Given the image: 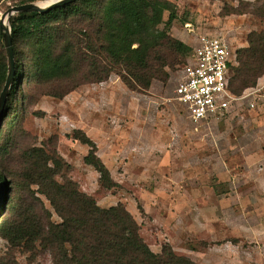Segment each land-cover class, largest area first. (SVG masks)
I'll return each mask as SVG.
<instances>
[{
  "label": "rangeland",
  "instance_id": "obj_1",
  "mask_svg": "<svg viewBox=\"0 0 264 264\" xmlns=\"http://www.w3.org/2000/svg\"><path fill=\"white\" fill-rule=\"evenodd\" d=\"M39 1L44 0H2L0 16L12 5ZM168 1L174 9L168 34L187 49L177 54L174 69L166 68L167 80L153 81L146 90H132L112 74L106 81L53 96L55 85H37L24 58L10 104L0 110V174L13 171L18 165L12 159L25 149H53L68 166L61 176L99 206L123 205L153 252L167 244L192 264H264V74L253 87L234 93L236 100L226 113L206 121H192L174 94L188 50L201 35L229 41L234 76L237 50L248 47L250 33L264 31V0ZM17 16L7 23L10 28ZM168 16L165 11L164 22ZM0 53L6 76L1 32ZM14 115L18 124L9 130ZM80 134L95 144L113 186L105 187L99 172L84 163L89 146L75 138ZM9 135H16L18 144L10 158L4 150ZM8 146H14L13 140ZM5 181L9 187L11 180ZM6 189L2 187L0 204ZM41 199L51 219L59 222ZM0 264L53 263L37 243L29 251L0 235Z\"/></svg>",
  "mask_w": 264,
  "mask_h": 264
},
{
  "label": "trees",
  "instance_id": "obj_2",
  "mask_svg": "<svg viewBox=\"0 0 264 264\" xmlns=\"http://www.w3.org/2000/svg\"><path fill=\"white\" fill-rule=\"evenodd\" d=\"M165 11L169 12L166 22ZM173 11L168 0H76L45 13H19L11 22L15 75L4 108L15 93L24 58L28 61L26 72L37 85H55L50 92L53 96L83 83L106 81L112 74L132 90H146L153 81H166V68L174 69L177 54L187 49L168 34ZM236 58L238 67L229 81L235 94L253 87L264 74V31L250 33L248 47L237 50ZM5 71V57L0 53V89ZM17 124L14 115L9 130ZM2 130L0 126V140ZM75 138L89 146L84 163L99 172L105 187L113 186L95 144L85 135ZM11 140L12 147L8 146ZM6 141L4 150L10 158L18 150L17 137L9 135ZM12 160L18 166L5 177L0 174V183L9 191L0 204V219H4L0 235L11 246L23 245L32 251L37 243L50 254L53 264L193 263L167 244L153 252L123 205L99 206L74 181L61 176L68 166L55 150L30 147ZM6 178L11 180L9 187ZM41 196L59 222L51 219Z\"/></svg>",
  "mask_w": 264,
  "mask_h": 264
},
{
  "label": "built area",
  "instance_id": "obj_3",
  "mask_svg": "<svg viewBox=\"0 0 264 264\" xmlns=\"http://www.w3.org/2000/svg\"><path fill=\"white\" fill-rule=\"evenodd\" d=\"M234 63L235 54L223 36L201 35L190 49L174 94L192 121H206L230 109L236 100L229 88Z\"/></svg>",
  "mask_w": 264,
  "mask_h": 264
},
{
  "label": "water",
  "instance_id": "obj_4",
  "mask_svg": "<svg viewBox=\"0 0 264 264\" xmlns=\"http://www.w3.org/2000/svg\"><path fill=\"white\" fill-rule=\"evenodd\" d=\"M46 1V0H44ZM76 0H49L45 5H39L41 2H28L15 4L8 7L0 16V32L3 35L4 47L7 56V75L0 92V110L3 108L6 98L8 96L9 90L14 80L15 68H14V54L11 41V28L8 26V22L14 14L19 13H45L51 9L64 6L68 3L74 2ZM2 184L0 183V193L2 192Z\"/></svg>",
  "mask_w": 264,
  "mask_h": 264
},
{
  "label": "bare ground",
  "instance_id": "obj_5",
  "mask_svg": "<svg viewBox=\"0 0 264 264\" xmlns=\"http://www.w3.org/2000/svg\"><path fill=\"white\" fill-rule=\"evenodd\" d=\"M49 2V0H46V1H41V2H39L38 4L39 5H45V4H47Z\"/></svg>",
  "mask_w": 264,
  "mask_h": 264
},
{
  "label": "crops",
  "instance_id": "obj_6",
  "mask_svg": "<svg viewBox=\"0 0 264 264\" xmlns=\"http://www.w3.org/2000/svg\"><path fill=\"white\" fill-rule=\"evenodd\" d=\"M184 105V104H183ZM186 109V108H185Z\"/></svg>",
  "mask_w": 264,
  "mask_h": 264
}]
</instances>
